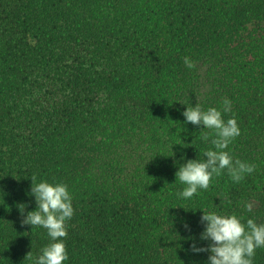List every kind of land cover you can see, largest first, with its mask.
Returning a JSON list of instances; mask_svg holds the SVG:
<instances>
[{"label": "trees", "instance_id": "1", "mask_svg": "<svg viewBox=\"0 0 264 264\" xmlns=\"http://www.w3.org/2000/svg\"><path fill=\"white\" fill-rule=\"evenodd\" d=\"M196 104L236 119L227 151L256 170L184 201L176 172L213 148ZM32 176L72 194L64 264H205L201 209L264 223V0H0V264L49 243L22 224Z\"/></svg>", "mask_w": 264, "mask_h": 264}, {"label": "clouds", "instance_id": "2", "mask_svg": "<svg viewBox=\"0 0 264 264\" xmlns=\"http://www.w3.org/2000/svg\"><path fill=\"white\" fill-rule=\"evenodd\" d=\"M184 64L189 69L195 67L187 56L184 57ZM231 111V101L224 99L223 113ZM182 115L185 123L203 126L201 139L207 142L211 137L213 148L204 151L203 159L187 160L179 167L175 174L176 181L183 187L176 193L178 199L192 200L201 190H207L212 179L222 175L225 170L233 183L243 181L256 170L253 164L234 160L227 151L231 142L241 134L234 117L225 120L221 110L215 107L204 110L198 104L186 107ZM31 179L30 195L35 197L37 207L27 213L22 224L45 229L49 239L33 264H64L69 259L65 238L68 235L66 222L74 215L72 194L68 185L62 182L37 181L35 176ZM242 207L247 213L253 211V205L249 202H242ZM201 210L203 231L199 239L208 243L200 247L192 243V251L196 254L207 253L205 264H254L256 250L264 248V223H257L253 218L245 219L235 213ZM185 228H188L187 224Z\"/></svg>", "mask_w": 264, "mask_h": 264}]
</instances>
